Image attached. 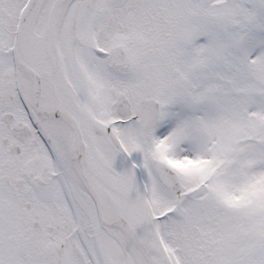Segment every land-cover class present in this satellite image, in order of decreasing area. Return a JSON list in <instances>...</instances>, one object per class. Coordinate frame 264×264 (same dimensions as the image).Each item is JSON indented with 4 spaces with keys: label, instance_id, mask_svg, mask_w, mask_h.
<instances>
[{
    "label": "snow or ice",
    "instance_id": "snow-or-ice-1",
    "mask_svg": "<svg viewBox=\"0 0 264 264\" xmlns=\"http://www.w3.org/2000/svg\"><path fill=\"white\" fill-rule=\"evenodd\" d=\"M0 264H264V0H0Z\"/></svg>",
    "mask_w": 264,
    "mask_h": 264
}]
</instances>
